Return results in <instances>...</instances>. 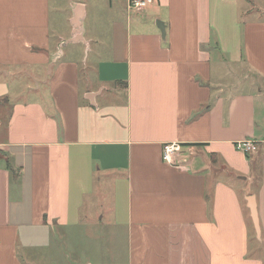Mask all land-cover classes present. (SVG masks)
I'll return each instance as SVG.
<instances>
[{"label":"crops","instance_id":"0c3cea01","mask_svg":"<svg viewBox=\"0 0 264 264\" xmlns=\"http://www.w3.org/2000/svg\"><path fill=\"white\" fill-rule=\"evenodd\" d=\"M54 1L0 0V264H84L107 211L126 254L87 264H264V0H69L66 34Z\"/></svg>","mask_w":264,"mask_h":264},{"label":"rangeland","instance_id":"374dc122","mask_svg":"<svg viewBox=\"0 0 264 264\" xmlns=\"http://www.w3.org/2000/svg\"><path fill=\"white\" fill-rule=\"evenodd\" d=\"M81 2L88 3L89 0H78ZM96 5H93L94 7L91 9V11L94 12L93 16H89V19H98L100 17V14L97 13L98 10H100L103 6L101 4L102 0H96ZM69 0H56L53 3V12L51 13L52 19H53V29H56L58 32L67 33L68 32V23L67 18L69 15V8L67 6V3ZM90 15V12H89ZM92 46V45H91ZM70 50V49H69ZM67 52V51H66ZM80 50H77L73 55H70V52H67V55L72 56L74 59L80 60L82 59L81 53L78 54ZM93 57L92 55H89L88 63L91 64ZM30 87L34 89L36 87L35 84L31 83ZM31 96L30 99L38 98L40 95L33 91L30 93ZM92 212V210H91ZM111 213L107 211V213L104 214V219L102 222L98 221L96 225L91 226V234L90 239L86 238L83 234L81 240H75L72 239L67 242V236L65 235V240H62L63 244L59 248L62 251V254L60 256L64 259H68L70 261L76 256V252L73 251L72 247L75 246L77 243H80V252L88 250L89 251V257L83 259L84 264H87L89 262V258H92L91 261L95 262L96 259L101 260L102 262L105 260H115L118 259L122 262L126 250H127V233L125 231L115 229L114 227L110 226V221L112 220V217L110 215ZM86 234V233H85ZM250 238L251 240H254V233L253 230L250 231ZM91 244V246H94L92 249V252L89 250L88 246ZM257 244L256 241L250 242V248H254L253 246ZM71 245V247L69 246ZM65 247H70L69 250H65ZM53 248V245L52 247ZM55 248L53 249V254H55Z\"/></svg>","mask_w":264,"mask_h":264},{"label":"built area","instance_id":"2783aa9c","mask_svg":"<svg viewBox=\"0 0 264 264\" xmlns=\"http://www.w3.org/2000/svg\"><path fill=\"white\" fill-rule=\"evenodd\" d=\"M152 3V0H128V8L135 12L144 10L148 5ZM234 148L237 152L243 155L255 154L258 150L257 144L250 140L238 141L234 144ZM181 152V147L178 144H166L162 149V160L165 163L172 164L173 157Z\"/></svg>","mask_w":264,"mask_h":264},{"label":"water","instance_id":"95a60500","mask_svg":"<svg viewBox=\"0 0 264 264\" xmlns=\"http://www.w3.org/2000/svg\"><path fill=\"white\" fill-rule=\"evenodd\" d=\"M80 16H81V14H80V12H78L76 14V17L74 18V21H73L75 26H78V20H79ZM157 27L160 30L161 34L163 35L164 34L163 28L159 27V25H157ZM247 203H248V208L250 210V216H251V220H252L253 227H254V230H255V235H256V238L259 240L260 233H259V226H258L256 210H255L254 198L252 196H249L247 198Z\"/></svg>","mask_w":264,"mask_h":264},{"label":"trees","instance_id":"16d2710c","mask_svg":"<svg viewBox=\"0 0 264 264\" xmlns=\"http://www.w3.org/2000/svg\"><path fill=\"white\" fill-rule=\"evenodd\" d=\"M6 169H7L9 172H12V168H11L9 162H7V164H6Z\"/></svg>","mask_w":264,"mask_h":264}]
</instances>
